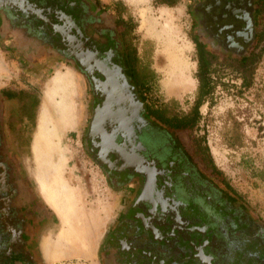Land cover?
Here are the masks:
<instances>
[{"label": "flooded vegetation", "instance_id": "af4514ba", "mask_svg": "<svg viewBox=\"0 0 264 264\" xmlns=\"http://www.w3.org/2000/svg\"><path fill=\"white\" fill-rule=\"evenodd\" d=\"M119 11L99 0H0V41L12 56L31 68L63 60L84 76V150L119 199L99 261L264 264V219L188 137L192 127L152 99V71ZM190 13L198 84L184 116L227 82L250 88L264 55V0H190ZM33 101L0 90V264H43L50 212L11 141Z\"/></svg>", "mask_w": 264, "mask_h": 264}, {"label": "rangeland", "instance_id": "374dc122", "mask_svg": "<svg viewBox=\"0 0 264 264\" xmlns=\"http://www.w3.org/2000/svg\"><path fill=\"white\" fill-rule=\"evenodd\" d=\"M99 1L108 8L117 4L128 19L141 61L152 71V99L158 105L170 104L173 112L188 111L198 84L190 0H173V5L159 0L136 5L127 0ZM7 46L0 41V90L28 93L34 100L11 141L24 178L50 212L38 238L42 262L102 264L99 244L119 199L84 150L88 108L84 76L63 60L31 68ZM198 111L197 123L186 131L188 137L209 150L215 166L264 219V55L250 88L227 82ZM44 185L54 203L42 194ZM43 241L55 256L51 263L42 250Z\"/></svg>", "mask_w": 264, "mask_h": 264}, {"label": "trees", "instance_id": "16d2710c", "mask_svg": "<svg viewBox=\"0 0 264 264\" xmlns=\"http://www.w3.org/2000/svg\"><path fill=\"white\" fill-rule=\"evenodd\" d=\"M162 3L168 4V5H173L174 1L173 0H159ZM172 105H174V103L176 104L175 101H171ZM199 105H200V101L197 100L193 107H192V113L191 115L188 116H184L182 113H177L174 112L173 114L175 115L176 118H178L179 121V126L183 127V128H191L193 127L196 123H197V119L199 117ZM206 150V153L208 155V157L211 159V156L209 154V150ZM262 177L264 178V173L262 174Z\"/></svg>", "mask_w": 264, "mask_h": 264}, {"label": "bare ground", "instance_id": "6f19581e", "mask_svg": "<svg viewBox=\"0 0 264 264\" xmlns=\"http://www.w3.org/2000/svg\"><path fill=\"white\" fill-rule=\"evenodd\" d=\"M127 1H128L129 3H131V4L136 5V4H144L147 0H127ZM68 78L71 80L72 84H74V81H73V79L71 78V76H68ZM178 84H179V83H178ZM184 85H186V84L184 83ZM184 85H183V86H184ZM185 89H187V88H185ZM106 114H108V112L105 113L104 116H108V115H106ZM112 114H113V113H111L109 117H111ZM104 116H102V119H100V122H102V120L104 121V119H105ZM100 122H99V123H100ZM97 125H98V127H96V131L99 130V125H100V124H97ZM97 125H96V126H97ZM100 130H101V129H100ZM102 131H103V130H102ZM41 192H42L43 195H45V198H46L50 203H54L55 200H54V198L50 195V193H49L48 190L46 189L45 185H44L43 189L41 190ZM43 246H44L43 250H44L45 258H46V260H49L50 263H51L52 260L54 261V257H55V256L51 255V254L48 252V244H46L45 241H43Z\"/></svg>", "mask_w": 264, "mask_h": 264}]
</instances>
